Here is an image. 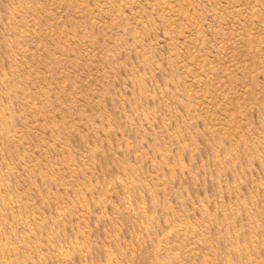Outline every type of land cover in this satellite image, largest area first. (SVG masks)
<instances>
[{
    "label": "rangeland",
    "instance_id": "rangeland-1",
    "mask_svg": "<svg viewBox=\"0 0 264 264\" xmlns=\"http://www.w3.org/2000/svg\"><path fill=\"white\" fill-rule=\"evenodd\" d=\"M0 264H264V0H0Z\"/></svg>",
    "mask_w": 264,
    "mask_h": 264
}]
</instances>
